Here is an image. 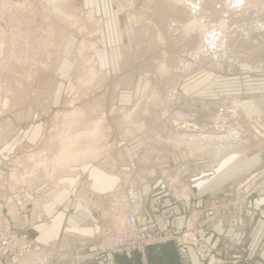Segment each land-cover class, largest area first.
<instances>
[{"label": "rangeland", "instance_id": "1", "mask_svg": "<svg viewBox=\"0 0 264 264\" xmlns=\"http://www.w3.org/2000/svg\"><path fill=\"white\" fill-rule=\"evenodd\" d=\"M189 1L199 4L195 13ZM110 3L111 16L101 19L72 0H0V238L26 235L28 243L18 257H0V264H95L113 257L97 254L95 239L121 227L137 207L148 235L177 238L134 252L141 264H148L149 248L166 243L174 245L177 264L178 243L183 264H191L190 253L199 264H264V0ZM211 31L219 43L208 46L204 36ZM236 100H252L254 112L242 114L232 105ZM176 113L201 128L197 134H230L231 146L217 152L204 143L207 151L194 146L189 152V145L173 141L181 134L172 124ZM232 127L238 130L231 135ZM163 137L172 143L164 144ZM107 141L117 152L107 160L114 161L112 174L99 161ZM143 154L145 160L137 161ZM87 166L119 177L114 197L99 199L105 206L87 197L90 185H79L81 199L97 205L112 226L93 237L67 235L55 248L32 250L23 227L32 206L57 193L61 178ZM185 172L212 173L215 179L198 180L193 188L191 181L176 179ZM145 180L161 182L173 203L189 211L185 228L141 219ZM133 186L137 201L131 207L124 193ZM20 194L34 199L18 202ZM12 206L21 214L18 222ZM202 219L223 222L214 233L216 243L200 236Z\"/></svg>", "mask_w": 264, "mask_h": 264}, {"label": "crops", "instance_id": "2", "mask_svg": "<svg viewBox=\"0 0 264 264\" xmlns=\"http://www.w3.org/2000/svg\"><path fill=\"white\" fill-rule=\"evenodd\" d=\"M72 3L94 10L96 16L101 19H106L112 14L110 0H72ZM172 177L167 176L164 179L172 180ZM176 179L191 181L192 187L196 188L200 184L196 181L214 180L215 178L212 173H199L197 175L192 172H185L181 173ZM60 180L62 184H60L61 188L58 192L48 200L35 202L30 210L29 217L23 220V227L29 232L32 250L55 248L57 244L63 242L64 237L67 235H72L78 239L93 237L112 226V221L109 222V220L103 218L100 214L102 211L96 208L97 205L93 206L92 203L90 205L87 201L81 199L78 181L90 185L92 191L89 192L86 189L87 197L90 196V198L96 200V203L102 204L100 200L114 197L113 194L120 188L117 175L103 176L96 172L92 166H87ZM142 185L143 188L139 193L142 220H156L175 230H181L187 226L189 211L183 208L181 204L178 206L173 203L161 182L152 183L145 180ZM209 186L213 185L208 184L205 187L208 188ZM133 188L130 192L124 193L128 197V205L131 207L137 201L136 187L133 186ZM211 189H207L210 194H212ZM81 190H83L82 187ZM18 196L21 197H17L18 202H23L24 199L26 201H33L34 199H32V194H20ZM191 198L196 202L194 194ZM206 204L210 205L211 202L207 201ZM102 205L105 206V204ZM239 220L236 217V223L239 224ZM210 222L209 219H202L199 222V228L203 229L200 236L216 243L219 238H216L217 236L214 233L216 234V229H221L224 224L219 221L218 224ZM253 239V242H255L256 236ZM189 257L191 264H199L193 254L190 253ZM147 261L148 264H177L174 245L166 243L149 248L147 250ZM95 264H141V259L137 253L119 254L113 257L108 256L103 261Z\"/></svg>", "mask_w": 264, "mask_h": 264}, {"label": "built area", "instance_id": "3", "mask_svg": "<svg viewBox=\"0 0 264 264\" xmlns=\"http://www.w3.org/2000/svg\"><path fill=\"white\" fill-rule=\"evenodd\" d=\"M109 149L110 153L106 154V156H117L115 155L117 152L115 151L114 146H109ZM139 152L141 153L142 150ZM137 158V161L145 160L144 154L138 155ZM128 176L129 175L125 176V178ZM138 209L139 208L137 207L136 211L133 214H129L127 216V219L123 226L119 227L118 229H111L103 232L95 239L97 254L116 255L129 254L134 252L144 254L147 247H149L150 245L161 243L166 240H177L176 235L172 233H169L167 235L166 232L161 235H148V226L144 221L139 220ZM3 237L6 236H2V238H0V257L7 254L8 252L11 253V256L18 257L22 253L25 244H28L24 242V240L26 239V235H23L22 237L12 235L11 237H8L9 239L7 237ZM176 245L180 264H183L180 243Z\"/></svg>", "mask_w": 264, "mask_h": 264}, {"label": "bare ground", "instance_id": "4", "mask_svg": "<svg viewBox=\"0 0 264 264\" xmlns=\"http://www.w3.org/2000/svg\"><path fill=\"white\" fill-rule=\"evenodd\" d=\"M61 0H49V4L50 5H55V4H58L59 2H60ZM234 3V2H233ZM239 3V2H238ZM199 5V4H198ZM196 3H193V2H191V1H189L188 2V6H189V8L190 9H192L193 10V12L195 13V9H196V6H198ZM202 8V7H201ZM200 9V8H199ZM250 9V8H249ZM192 10H190V11H192ZM201 10V9H200ZM199 10V11H200ZM202 10H204L203 8H202ZM257 11V10H256ZM204 12V11H203ZM205 13V12H204ZM66 19H68V20H70V18H66ZM257 19V18H256ZM253 20V19H252ZM225 21V20H224ZM226 22V21H225ZM223 23V22H222ZM225 24V23H224ZM224 24H220V25H224ZM260 24V23H259ZM255 26V25H254ZM259 27H260V25H258ZM223 27H226V26H223ZM252 27V26H251ZM263 27V26H262ZM264 28V27H263ZM219 30V32H222L221 30H222V27H219L218 28ZM225 29L226 28H224V31H225ZM218 33V32H217ZM261 33V32H260ZM221 36H223V34H221ZM219 37H220V33H219ZM243 39V38H242ZM204 40L207 42L206 43V45H212V44H214L216 41V43H219V41H218V36H217V34L214 32V31H211V32H206V34H205V36H204ZM223 41V40H222ZM220 43H221V41H220ZM204 44V43H203ZM222 44V43H221ZM221 44H217V45H221ZM228 44V43H227ZM225 46L226 45H224V48H225ZM221 46H219V48H220ZM215 49V48H214ZM213 49V50H214ZM221 49V48H220ZM216 51V50H215ZM222 51V50H221ZM226 51V50H225ZM214 52V51H213ZM209 55V54H208ZM215 55V54H214ZM213 56V55H212ZM211 56V57H212ZM214 57H217V56H214ZM213 59V58H212ZM216 59V58H215ZM219 60V59H218ZM211 61V60H210ZM212 62V61H211ZM218 65V64H217ZM243 67V66H242ZM243 68H246V69H248V70H251L250 68L251 67H248V66H244ZM191 67H188V66H185V68H184V70H187L186 72H189V71H191ZM164 70V68L162 69V71ZM183 77V76H182ZM130 78V77H129ZM134 79L135 78H133L132 76H131V78L130 79H126L127 80V84H131L132 83V81H134ZM176 82H180V80H177ZM175 83V82H174ZM176 88V87H175ZM175 90V89H174ZM173 92L174 91H172V93H171V98L172 99H174V94H173ZM178 94V93H177ZM261 100H262V98H260ZM165 100V99H164ZM167 100V99H166ZM165 102V101H164ZM253 101L251 100V102H239L238 100H236V101H233L232 102V105H234L235 107H237V109H239L240 111L241 110H243V113L242 114H249V113H251V112H254V105H253V103H252ZM170 103V102H169ZM168 103V104H169ZM164 104V103H163ZM161 105V104H160ZM254 107H253V106ZM165 107V106H164ZM169 107V106H168ZM162 110V109H161ZM165 110V109H164ZM167 110V109H166ZM151 111V110H150ZM239 111V112H240ZM160 112H162V111H160ZM159 112V113H160ZM241 113V112H240ZM240 113L238 114V113H232V115L231 116H237V115H240ZM161 114V113H160ZM241 114V115H242ZM172 116V115H171ZM170 116V117H171ZM175 116H177L176 118H174L175 120H173V125L174 126H177V127H175V128H177V131H178V133H181L180 135H178L177 134V137H175L174 135V138L175 139H173V137H172V139H173V141H175V143H177L178 142V144H180L181 145V143H183V144H185V145H189V147H190V150L191 151H189V152H192L194 149H193V147L195 146H198V149L199 150H197L196 149V151H200V150H203V149H205L206 151H207V146L204 144V143H210L211 144V147L212 148H214L215 149V151H217V152H223L224 151V149L226 148V145H230V143H227L229 140H230V134L229 135H218V136H209V135H206V134H197V132H198V130H199V133H203L202 132V130H201V132H200V129L201 128H199V127H197L196 125H190V124H188L183 118H182V116H184V114H175ZM33 118H35V117H37V115H33L32 116ZM145 117H147V116H145ZM186 117V116H185ZM238 117V116H237ZM151 118H153V117H151ZM162 118V117H161ZM197 118V117H196ZM157 119V118H156ZM170 120H171V118H170ZM237 120V119H236ZM167 122V121H166ZM190 122V121H189ZM192 123V122H191ZM225 124V123H224ZM223 124V125H224ZM145 126V125H144ZM178 126H180L179 128H178ZM232 125H230V127H231ZM224 128H226L227 127V124H226V126H223ZM166 128V127H165ZM198 128V129H197ZM203 128V127H202ZM233 128V127H232ZM237 128H238V126H237ZM236 127H234L233 129H232V131H231V135H232V133L234 132V134L236 133V131L235 130H238ZM193 132V133H192ZM243 132H244V130H243ZM242 132V133H243ZM154 133V132H153ZM158 133H160V132H158ZM157 133V134H158ZM188 133V134H187ZM189 133H192V135L191 134H189ZM238 133H240V132H238ZM84 134V133H83ZM152 134V133H151ZM169 134V133H168ZM194 134V135H193ZM197 134V135H196ZM208 134V133H207ZM155 135H156V133H155ZM183 135V136H182ZM239 135V134H238ZM91 136V135H90ZM158 136V135H157ZM161 136L162 135H159V137L161 138ZM91 137H93V136H91ZM159 137H158V139H159ZM238 137V136H237ZM236 137V138H237ZM167 138V137H166ZM242 138V137H241ZM232 140V139H231ZM164 144L167 142V141H171L170 139H169V137H168V139H166V140H164V137H163V139L161 140ZM227 144H226V143ZM170 143V142H169ZM171 143H172V141H171ZM85 144H86V146L87 147H91L92 146V144H91V141H86L85 142ZM157 144H159V143H157ZM174 144V143H173ZM110 147H113V146H115L114 144H108V141L107 142H105V144H104V154L100 157V159H99V161H100V164L101 165H103V166H105V164L108 166V168H109V173L110 174H112V172H113V167H114V161H111V162H108L107 163V160H108V157H110V156H112V155H109V156H106V154H109L110 153V149H109V146ZM206 146V147H205ZM231 146V145H230ZM184 147V146H183ZM160 148H162V147H160ZM197 148V147H196ZM153 149H155L154 147H153ZM193 149V150H192ZM203 152V151H202ZM195 153V152H194ZM207 154H208V152H207ZM194 155V154H193ZM108 177V176H107ZM81 181L79 180L78 181V183H79V185H80V187H82V189H86L87 188V186L88 185H85V184H83V182H81ZM78 185V186H79ZM56 194V193H55ZM49 196V197H48ZM48 196H46L48 199L51 197V194H49ZM43 199H45L44 198V196H43ZM48 199H46V200H48ZM13 209V210H12ZM16 209V207L15 206H12L11 208H10V210H12L14 213H15V217H16V220H15V222H18L19 221V218H20V212L19 211H17V210H15ZM22 211V210H21ZM131 214H133V212H131ZM126 221V220H125ZM18 224H21L20 222L18 223ZM125 224V222L123 223V225ZM122 225V226H123ZM116 229H118L119 227H115ZM24 242H26L25 240H24Z\"/></svg>", "mask_w": 264, "mask_h": 264}]
</instances>
